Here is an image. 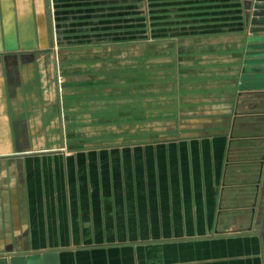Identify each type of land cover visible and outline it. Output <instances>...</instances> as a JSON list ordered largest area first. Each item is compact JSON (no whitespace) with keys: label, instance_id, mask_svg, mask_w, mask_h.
<instances>
[{"label":"crops","instance_id":"1","mask_svg":"<svg viewBox=\"0 0 264 264\" xmlns=\"http://www.w3.org/2000/svg\"><path fill=\"white\" fill-rule=\"evenodd\" d=\"M253 3L0 0V264H264ZM39 50L60 70L57 140L22 139L56 111L16 58Z\"/></svg>","mask_w":264,"mask_h":264},{"label":"rangeland","instance_id":"2","mask_svg":"<svg viewBox=\"0 0 264 264\" xmlns=\"http://www.w3.org/2000/svg\"><path fill=\"white\" fill-rule=\"evenodd\" d=\"M61 39V38H60ZM66 40L68 41L69 43V46H73V45H77L75 44L76 41H78V37L76 36H69L66 38ZM86 40H88V38H86ZM92 40V38H91ZM138 40H140V38H138ZM138 40H135V41H138ZM66 41V43H67ZM51 44V42H49ZM77 54L76 53H69L67 54V56H70V57H73V56H76ZM17 59H20L22 60V62L24 61H28V60H32V61H35V59L38 60V69L36 70L35 72V77L37 78V82H38V98H39V101H38V109L41 110V96L44 94L45 90H48L49 92H52L53 94V98H52V106L56 107V111L54 109V112H52L51 116H49L48 118V123L52 122V124H50V126L48 125L49 127V130L50 132L48 133H44L42 134V127L41 125L43 124V128H48L47 127V124H46V120L43 121V118L41 117L40 113H38V122H41L38 126V131L32 133V134H29V133H23L22 134V139L23 140H29V139H32V140H42V139H46V137L48 139H51L52 137V140H57L59 139L58 136H60L58 133L59 132V123H60V120H59V115L57 113V103H58V95H59V86H58V77L60 76L59 75V71L56 67L55 68H51L50 65H51V62H54L55 66H56V62H57V59L56 57L53 59L52 56L50 54H45V51H41L39 50L38 52L34 53V54H30V53H21L19 57H16ZM41 63V65H40ZM47 64V65H46ZM48 66V67H47ZM153 71V70H152ZM70 72H72L70 70ZM157 73H151V79H156V77H153V76H156ZM34 77V76H33ZM34 77V79L36 80V78ZM134 78L136 80H140L141 78V72L139 71L137 74L134 73ZM41 85L43 87H41ZM151 98H150V109H151V115H150V126H151V129H157L159 126L163 125L162 122L160 121H156L155 119L157 118V115L159 112H163L164 109L162 107H159V105H162V101H158V89L159 87L157 86V84H152L151 83ZM41 117V118H40ZM61 119V117H60ZM79 118L76 116V117H71L70 118V122H71V126H70V138L71 140H77L79 135H78V131H77V128H83L84 126H77L78 123H79ZM83 120H86V122L88 123V118H85V119H82V124H83ZM155 120V121H154ZM167 124V123H166ZM167 126V125H166ZM36 128V127H34ZM86 132H82L81 134L85 136V139L89 138V139H94V136H97V134L99 133H96L94 135V128L91 126V125H86ZM109 127H107V132L105 133H102L101 137L105 136L106 139H109L110 136H109V131H108ZM162 135H166V134H163V133H158V132H152L150 133V138H158ZM46 136V137H45ZM99 138V137H98ZM102 139V138H101ZM263 196H264V181H263ZM262 196V203L261 204H264V197Z\"/></svg>","mask_w":264,"mask_h":264},{"label":"water","instance_id":"3","mask_svg":"<svg viewBox=\"0 0 264 264\" xmlns=\"http://www.w3.org/2000/svg\"><path fill=\"white\" fill-rule=\"evenodd\" d=\"M252 15H251V25H252V31H258V32H264V0H254L253 3V9H252ZM257 41H264V34L261 36H257ZM264 46V44H263ZM264 57V56H262ZM260 62H263L264 64V58H260ZM259 70H264L263 66H258ZM264 73V72H263ZM263 76H259L257 78L264 79V74H261ZM264 85V82L261 84Z\"/></svg>","mask_w":264,"mask_h":264}]
</instances>
